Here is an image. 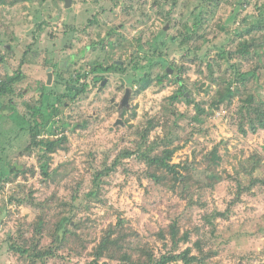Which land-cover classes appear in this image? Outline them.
Listing matches in <instances>:
<instances>
[{
  "label": "rangeland",
  "instance_id": "374dc122",
  "mask_svg": "<svg viewBox=\"0 0 264 264\" xmlns=\"http://www.w3.org/2000/svg\"><path fill=\"white\" fill-rule=\"evenodd\" d=\"M12 2L14 0H0V81L16 71L19 47L32 43L26 27L33 26V16L41 10L53 14L48 32L39 37L41 47L70 44L75 37L60 35L65 23H70V16H82L81 21H71V25L85 26L88 19L98 13V28L90 30L86 41L96 45L108 36L104 46L110 49H90L85 55V71L94 64L107 67L119 60L128 63L127 59L133 61V68L126 70L135 78L150 73L155 82L147 90L141 88L139 81L128 84L125 80L128 74L116 66L115 71L104 73L109 79L108 85L97 99L100 83H93L95 73H91L86 94L78 93L71 109H63L59 102L64 115L56 117L52 124L57 134L43 132L39 136L47 140L67 137L65 148L54 153L45 168L32 145L30 125L20 127L21 114L28 108L18 100L17 90L26 89L27 84L15 86L12 93L0 96V174L8 175L11 167L19 174L14 178L10 175L9 180L1 183L0 264H31L28 257L11 251L10 244L12 238L13 241L18 238L19 231L28 229L32 235L35 233L37 214L41 211L45 219L43 234H38L34 244L40 243L42 251L51 247L54 256L37 264H90L102 239L112 231L113 238L124 237L118 258L127 251L133 261L146 262L154 254L161 255L170 249V237L159 238L157 234L176 217H182V232L194 230L191 242L181 243L178 252L200 256L194 242L202 238L204 251L210 256L200 264H264V188L256 185L242 191L241 199L236 201L240 188L250 186L254 178H264V129L257 123V131L253 132L250 122L241 118L240 112L244 99L250 95L259 103L264 102V30L247 34L249 25L242 20L244 17L258 19L264 0H222L219 4L209 0L196 10V15L192 10L202 0H75L72 11L61 8L62 0ZM196 19L201 22L194 28ZM108 28L116 32L112 31L111 35ZM163 28L167 29L170 42L163 59L183 71L181 74L175 71L163 84H157L156 77L162 75L165 68L147 43ZM187 29H195V41L188 44V48H193L194 44L200 47L198 56L203 58V64L199 59L192 62L194 56H184L187 47L181 45L184 37L181 33ZM51 31L55 32L56 39L50 38ZM178 36L181 38L172 43L171 38ZM252 38L255 41L246 57L238 54L230 63L219 59L222 49L236 52L244 39ZM139 41L145 46L143 50L138 49ZM8 45L10 50L6 48ZM116 45L119 48L112 49ZM45 50L48 49H39L40 58ZM76 51L54 49L53 55L68 59L70 53ZM209 61L213 73L207 68ZM136 62L142 68H136ZM232 65L241 71H253L254 75L247 82H236L232 86L240 93L231 104L227 100L220 108L212 110L210 107L219 89L225 90L228 81L235 77ZM77 68L78 65L73 66L63 77L56 74V82L65 81L82 89L83 82L71 76ZM28 72V83L36 78L46 79L45 70L33 67ZM176 75L183 78L186 92L195 103L188 104L183 99L174 104L177 115L166 116L165 108H171L169 97L181 87L174 82ZM122 80L127 85H121ZM126 86L133 89V97L129 106L120 111L111 99L119 102ZM51 89L53 86L48 87L47 92H52ZM27 95L22 99L24 103L32 97ZM35 100L33 97L29 103L34 104ZM196 104L206 111L199 114ZM195 116L200 118L199 122L193 120ZM151 118L160 120V124L150 132L146 144H152L155 151L160 152L165 146L162 140L167 138L174 147H180L173 163L181 165L178 168L184 176L181 181L164 179L158 184L150 177L155 168H149L136 155L119 157L127 149H136L142 140L139 131H143ZM174 120L178 127L173 125ZM200 128L202 131L197 130ZM186 139L189 140L185 142ZM214 149L220 158L215 162L211 159ZM117 159L120 161L114 166ZM257 160L253 174H247L245 171ZM221 213L225 216L219 215ZM64 217L70 219L64 223L68 234L64 244L58 246L53 242L54 229ZM189 217L191 219L184 222ZM118 258L111 261L103 258L99 264H119L122 255Z\"/></svg>",
  "mask_w": 264,
  "mask_h": 264
},
{
  "label": "trees",
  "instance_id": "16d2710c",
  "mask_svg": "<svg viewBox=\"0 0 264 264\" xmlns=\"http://www.w3.org/2000/svg\"><path fill=\"white\" fill-rule=\"evenodd\" d=\"M19 1H24V0H14L12 4L19 2ZM202 1L203 2L200 3L199 6H197L196 8L194 7V10H192L193 15H196L195 13L196 10L198 11L199 10L198 8L201 9V7H203V3L209 0H202ZM215 1L216 3L219 4L222 0H215ZM244 6L246 7L247 4L244 3ZM260 11H261V16L259 15L258 19L256 20L248 19V17H244V19H242L244 24L249 25V29H247V34H252L254 31L264 30V6L260 8ZM200 22H201L200 20L196 19L194 23V28H196L200 24ZM184 26L187 27V24H185ZM162 30H163V33H165V29L163 28ZM194 32H195V29L194 30L187 29L185 33H181L182 36H184L183 39L181 40V45L184 48L187 47L185 50L184 56L187 58L194 56V59L191 60L192 62L199 59L200 63L203 64V61H202L203 58H201V56H198V51L200 47L199 46L195 47V44H194L193 48H188V44H191L192 42L195 41V36L193 34ZM178 38H181V37L179 36L172 37L171 38L172 43H175ZM254 41L255 39L253 38L251 40L244 39V42L241 44V48L239 50L234 52V51H227V50L222 49L219 52L218 57L220 60L224 59L228 63H230L234 59V57L237 56L238 54H243L244 57H246L247 55L250 54L249 49L251 48L252 43L254 44ZM169 43H170L169 41L163 43L161 42L159 36H154L147 43V45H149V47L151 46L150 49L152 47L154 48L153 55L157 57L158 62L161 64V66H163L164 68L167 66H170L172 68L174 67L176 68L178 74L179 73L181 74L183 71L181 70V68L178 69V66H176V64H174L173 62L168 63L167 60L163 59V57L165 56V49H167ZM138 44L140 48L145 47L144 45H142L140 41L138 42ZM148 52L151 53V50H149ZM204 58L207 60L209 59L207 57H204ZM211 64L212 62L209 61L207 63V68L209 69L211 73H213ZM232 66L235 68V73H234L235 77L228 81V86L225 90L219 89V92H217V95L215 96L216 99L213 101L210 107L212 110L216 108H220L221 105L224 104L227 100H230L229 104H231L235 96L238 95V93H240L239 90L237 89L233 90L232 86L236 82L237 83L247 82L249 77L254 75L253 71H247V72L241 71V69L236 68L237 67L236 65H232ZM135 67L142 68L138 62H136ZM95 69H98V68H95ZM104 69L107 70L106 68ZM152 70H153V66L151 65L150 71ZM13 74H15V72ZM169 76L170 75H168V73H163L162 75H158L156 77L157 84H163L164 79L168 78ZM16 80H17V76L13 75L11 77V80H9L6 83H3V81L2 82L0 81V96L6 95L7 93L11 92L15 87ZM141 81H142L141 88L144 90H147L154 84L155 79L152 78L150 73H146L144 77L141 79ZM174 82L181 84V87L173 95L169 97L171 108L169 107L165 108V111L163 113L166 116L167 114L176 116L177 110L174 108V104L182 101L183 99L188 104L195 103L194 100L192 99V95L189 96L186 92V85L184 84L183 78L180 77L179 75H176ZM135 92L137 93V90ZM51 95H52L51 93H46L45 90H42L41 100L43 101V103L53 100ZM56 100H59V99L56 98ZM195 106L199 114L204 113L206 111V109L202 107L200 104H196ZM44 108H45V104L40 105L39 108L35 107L34 114L36 117L38 116L39 119L41 118V120L39 122L38 119H35L36 125H34L33 127L31 126V130H30V135L32 138V145H34L35 149L38 150L39 157H40L39 159L42 161V163L43 162L45 163V165H42L43 168H45L47 163L52 160V155L54 153H56L60 149L65 148V145L67 142L66 136L61 137L60 139H50V140L43 139V138L39 139V135H41L43 132H48L53 135L57 134V129H55L54 126H52V124L54 122V119L58 116V110L54 108L53 105H49V109L50 108L51 109L48 112L44 113ZM240 112H242L241 115H243L241 118H243L245 121L250 122V127L253 132L257 131V123L260 125V128L264 129V102L259 103L255 99L254 95H250L246 99H244V104L240 106ZM183 116L184 115L180 114V117H183ZM193 120L199 122L200 118L195 116L193 117ZM159 124H160V120H156L155 118L149 119L143 131H139V135L142 140L139 142L136 149L135 150L127 149L124 152L120 153L119 157L129 158L133 155H136V157H138L140 160L147 163L149 168L151 169L155 168V171L150 173V177L152 178V180H155L158 184H162L164 182L163 181L164 179L177 181V180H180L181 177L184 178V176L181 175L180 172L178 171V168L181 165L177 163H173L174 155L180 147H174V143L167 138L166 140H162L165 142V146L160 152H156L155 151L156 148L152 144L150 143L146 144V142L148 141L150 132L154 130L156 127H158ZM173 125L177 127L179 126L176 120L173 121ZM197 130L202 131L201 128ZM241 130L243 132H246L244 127H241ZM188 140L189 139H186L185 142H187ZM28 150L31 151V149H28ZM217 158H219L217 154V149H214L213 151H211V159L215 162ZM119 161L120 160L117 159L114 163V166H116ZM257 162L258 160L255 163H253V166L251 167V169H248L245 172L247 174H253V172L255 171V164ZM109 170L110 169H108V171ZM158 172H161V173H158ZM5 175L3 174V172H1L0 174V188H1L2 181L9 180L10 175H13V178H14V175L16 177L19 176V174L17 173L14 167L10 168L8 175L6 176ZM4 176L6 178H4ZM98 176H100V174H98ZM256 185L262 186L264 188V178H260V177L254 178L250 186L248 187L244 186V188H240L236 201L241 199L239 196L241 195L242 191L243 192L249 191ZM91 195H94V193H91ZM41 214H43V211L37 214L38 221L36 222L37 224L36 230L33 235L29 232L28 229H26L25 231L24 230L19 231L18 238H15L14 241L12 238V242L10 244L11 251H14L15 254H19L20 257L21 256L24 258L28 257L30 259L29 262L31 264H37L39 260L44 261L45 258L54 256V250L51 247L47 250L42 251L39 249L40 243L37 242L34 244V240L37 238L38 234L40 235L43 234L42 229H43V225L45 224V219H44V216ZM219 215L225 216V213L224 214L221 213ZM181 218L182 217H179V218L176 217L173 223L167 226L166 229L163 228L157 234L159 238L166 239V236L170 237V240L172 242H171L169 250H166V252H164L161 255L154 254L153 256L150 257V260H147L146 262H141V261L135 262L132 259H130L128 252L124 251L121 253L122 262L119 264H169V263L177 262V261H181L183 264H200L204 262L207 259V256H210V255L206 251H204V245H203L202 238H198L194 242L195 248L201 253L200 256L190 254L187 251L178 252V247L180 246V244L191 242L192 234L194 233L193 229H186L185 231L182 232L183 221H181L182 220ZM190 219L191 217L185 219L184 222H187ZM69 220L70 219L64 217L57 223L54 229L53 242L57 243L58 246H62L64 244V240H66L67 238L66 235L68 234V230L66 226L64 225V223ZM112 232L108 233L102 239L101 243L96 249L95 259H93V261L90 264H99V261L103 258H107L110 261L114 259L115 257L118 258L117 255L120 254V250L122 249V246L120 244L123 242L122 238L124 237L120 236L118 238H113ZM28 236H32V239L28 240L27 239ZM121 255L119 256L118 260L120 259Z\"/></svg>",
  "mask_w": 264,
  "mask_h": 264
},
{
  "label": "flooded vegetation",
  "instance_id": "af4514ba",
  "mask_svg": "<svg viewBox=\"0 0 264 264\" xmlns=\"http://www.w3.org/2000/svg\"><path fill=\"white\" fill-rule=\"evenodd\" d=\"M28 0H24V2H27ZM38 1V0H37ZM44 3H46L48 0H43ZM55 2V0H50ZM75 0H62V6L61 8L65 9V11H72V9L74 8L73 5L75 4L74 2ZM95 0H93L94 2ZM23 2V1H22ZM56 2H61V0H56ZM69 3V4H68ZM95 4L97 5L98 2H95ZM67 5H69L67 7ZM75 6V5H74ZM98 6V5H97ZM45 10V9H44ZM43 16L45 18H43ZM35 22L33 23V26H27L26 27V32L30 33L31 38H32V43L30 45H21V47H19L18 52L20 55V59L17 63V67H16V71L15 74H13L14 76H17V80H16V84L15 86L17 87L18 85H24L27 84L26 89H19L18 91V100L20 99V102L26 106L28 108L27 111L23 112L21 114L20 118V127L22 128L21 125H23L24 127L29 126L30 125V129L31 126L33 127L34 125H36V121L35 119H38V121L40 122L41 118L39 119V117L37 118L34 114V109L35 107L39 108L40 105L45 104V108H44V113L48 112L49 109V105H53L54 108H56L58 110V116H63L64 114L62 113V109L59 106V102H62V108H66V109H71V104L72 102H74L78 97L79 94L78 93H85L87 92L88 89V77L89 75H91V73H95L94 79H93V83L97 84L100 83V86L98 87V90L96 92L95 98H99L100 95L103 93V91L106 89L107 85H108V77L104 76V73L107 72H112L115 71L116 66L118 67V70H123L124 74H128V76L125 77L126 82L129 84L131 82H142L141 79L142 78H135L131 73H129L126 68H133L132 62L131 60H127L126 61L128 63H125V61L123 60H119L116 61V64L113 65H109L107 67H103L102 65L99 64H94V66L92 68H90L89 71H85L86 69V58L85 55L88 53V51L91 49H110L105 45V42L108 41V36L104 39L101 40V42L99 41L98 43H96V45H89L86 41L88 34H90V30L91 29H97L98 25H99V14H95L94 17H90V19H88L87 23L85 26L82 25H77V24H72V22L78 19V21L82 20V16L80 15H72L70 16V23H65V25L63 26V31L60 35H62L63 37L67 38V36H71V37H75V41H71L70 44L64 45L63 47H57V45H50L49 47H41V45H39V37L45 33L48 32L49 28L51 27V20L53 18V14L51 13H47L44 11H38L37 13L34 14L33 16ZM99 19V20H98ZM72 21V22H71ZM74 23V22H73ZM103 25V24H102ZM82 26V27H81ZM48 29V30H47ZM165 29V33H163V30L159 31L156 33L155 36H159L161 42H167V29ZM116 30L113 28H108V32L109 34H113V32ZM50 38L56 39L55 37V32L51 31L50 32ZM156 38V37H155ZM112 40V39H111ZM114 42L115 38H114ZM76 44H79L78 46H76ZM119 45L113 46L112 49H118ZM8 50L11 49V46H7L6 47ZM39 49H48L45 50L44 53L45 55L40 58L39 54ZM54 49H76V53H70L68 59H63L61 57L56 58L55 55H53V51ZM138 49H143V48H138ZM79 50H82L79 52ZM4 55L3 58L4 59ZM41 59V60H40ZM75 65H78L77 68V72L75 74H72L71 76L73 77V80H76L77 82H83L82 83V89L75 87L74 84H67V82H61L60 84L58 82H56V74L61 75L60 77H63V75L66 73V71H71V68ZM135 66V65H134ZM7 67L9 68L10 66L7 64ZM37 68V70H45L46 72V79L42 80L39 78L34 79V81L31 80V83H28L27 81H29L30 79H28V76L30 77V74L28 72L29 68ZM98 68V69H95ZM104 68H106L107 70H104ZM111 68V69H109ZM168 69H172L170 71V73H168V75H173L174 72L176 70V68H172L170 66L165 67V71L164 73H167L166 71ZM87 70V69H86ZM99 71V72H98ZM13 75H10L8 73L7 79L3 80V83L8 82L9 80H11V77ZM137 79V80H136ZM87 80V81H86ZM2 82V81H1ZM56 85L58 86L56 88ZM63 85V90L60 91V87ZM121 85H127L125 84V81L122 80L121 81ZM53 86L52 92H50L52 95V99L49 102L43 103V101L41 100L42 98V90H45L46 93L47 92V88ZM15 87V88H16ZM125 92H124V96L121 98V100L119 102L116 101V99H111L112 103H115L116 107L122 111L125 107H128L126 104H123L122 106V102L127 94V92L129 91V96H128V103L130 104V102L132 101V97H133V89L126 86L125 87ZM76 91V94L72 95L71 91ZM21 91V92H20ZM13 92V90L11 91V93ZM20 92V93H19ZM30 94L32 97L27 98L26 102L24 103V101L22 100L23 98H26L28 95ZM4 96V95H3ZM33 97H36L35 103H29L31 102V99ZM56 98H58L59 100H56ZM58 103V104H57ZM31 104V105H30ZM48 107V109H47ZM122 109V110H121ZM41 115V114H40ZM42 116V115H41ZM66 117H68V114H66ZM98 117L97 115L95 116V118ZM89 119H92L91 116L88 115ZM97 120V119H96ZM119 122V119H118ZM40 136V135H39Z\"/></svg>",
  "mask_w": 264,
  "mask_h": 264
},
{
  "label": "water",
  "instance_id": "95a60500",
  "mask_svg": "<svg viewBox=\"0 0 264 264\" xmlns=\"http://www.w3.org/2000/svg\"><path fill=\"white\" fill-rule=\"evenodd\" d=\"M69 4V3H68ZM69 5H67V7H68ZM172 69H168L166 72L167 73H170V71H171ZM129 91L127 92V94H126V96H125V98H124V100H123V102H122V106H121V108L123 107V104H126L127 106H129V103H128V96H129ZM122 110V109H121ZM119 122H120V120H119ZM117 123H118V121H117Z\"/></svg>",
  "mask_w": 264,
  "mask_h": 264
}]
</instances>
